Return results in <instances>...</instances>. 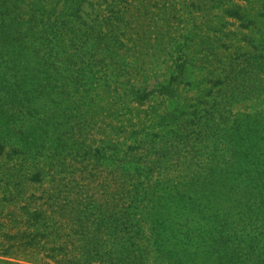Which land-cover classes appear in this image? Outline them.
<instances>
[{
    "label": "rangeland",
    "instance_id": "rangeland-1",
    "mask_svg": "<svg viewBox=\"0 0 264 264\" xmlns=\"http://www.w3.org/2000/svg\"><path fill=\"white\" fill-rule=\"evenodd\" d=\"M37 1L17 2L12 24L29 25ZM44 4L64 22L56 57L37 59L29 39L0 53V133L50 136L42 155L55 169L25 197L57 190L61 206L93 220L99 205L124 201L131 183L121 166L129 147L140 146L131 164L152 171L151 179L136 181L155 185L186 174L181 164L197 133H264V0ZM52 133H66L63 155L50 150L58 142ZM163 133L196 135L165 159L154 156L161 143L144 142ZM196 147L207 150L205 141Z\"/></svg>",
    "mask_w": 264,
    "mask_h": 264
},
{
    "label": "trees",
    "instance_id": "trees-1",
    "mask_svg": "<svg viewBox=\"0 0 264 264\" xmlns=\"http://www.w3.org/2000/svg\"><path fill=\"white\" fill-rule=\"evenodd\" d=\"M20 1L0 0V53L29 39L37 59L55 58L62 15L38 0L31 23L13 25ZM183 72L181 64L179 76ZM65 134L51 135L58 137L50 145L57 156L67 148ZM195 135L153 134L144 142L150 148L161 143L154 156L167 159L171 148L189 147ZM197 135L181 164L186 174L177 171L175 179L155 185L136 181L151 179V169L133 166L135 147H129L121 166L131 183L126 193L123 188L126 199L99 205L91 220L61 206L57 190L25 197L27 187L44 185L55 169L50 155H42L49 133H0V264H264V133ZM200 141L207 147L202 154Z\"/></svg>",
    "mask_w": 264,
    "mask_h": 264
}]
</instances>
